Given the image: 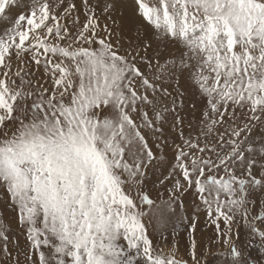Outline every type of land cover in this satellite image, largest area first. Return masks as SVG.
<instances>
[{
	"label": "snow or ice",
	"instance_id": "1",
	"mask_svg": "<svg viewBox=\"0 0 264 264\" xmlns=\"http://www.w3.org/2000/svg\"><path fill=\"white\" fill-rule=\"evenodd\" d=\"M0 264H264V0H0Z\"/></svg>",
	"mask_w": 264,
	"mask_h": 264
}]
</instances>
